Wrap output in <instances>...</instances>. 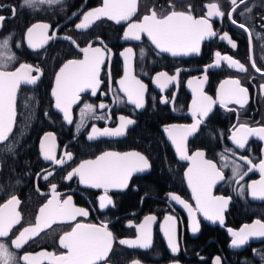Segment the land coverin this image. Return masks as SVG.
I'll return each instance as SVG.
<instances>
[{
  "label": "flooded vegetation",
  "instance_id": "obj_1",
  "mask_svg": "<svg viewBox=\"0 0 264 264\" xmlns=\"http://www.w3.org/2000/svg\"><path fill=\"white\" fill-rule=\"evenodd\" d=\"M173 2L175 10H190L194 18L206 16L207 5L216 3L224 15L210 19L213 30L220 35L227 33L236 47L232 48L227 40L221 41L218 37H213L202 42L201 54L198 56L172 57L170 54L159 53L145 34H142L141 41L123 38L128 23L139 22L143 15L151 14L152 10L158 15L167 14L170 11V0H138L137 13L131 21L116 24L102 19L86 30L75 29V24L81 21L84 12L101 6L102 0H62L54 6L36 5L35 8L23 6V0H0V16L5 17L0 26V44L4 38L10 37L8 48H0V51L14 53L19 58L10 66V70L18 67L19 63L26 62L34 67L38 66L42 71L36 85L21 84L18 89L13 132L7 141L0 144V203L11 195L20 200L18 211L22 219L13 233L18 234L25 226H34L39 207L46 202V198H50L49 181L37 177L52 171L54 174L49 179L51 183L58 185L57 191L62 198L71 195L76 206L89 210L88 217H78L71 223H55L46 228L18 250V255L38 254L41 251L66 254V250L59 246V239L76 222L95 223L99 226L107 221L114 236L110 264H131L133 259H138L141 264H173V261H179V264H212L216 256L221 257V264H264V259H261V254H264V237L251 236L245 245L233 248L230 247L232 237L228 232L229 228L238 231L246 224L252 225L257 219L264 223V201L251 198L247 187L252 181L259 180V172H249L239 184L231 179L233 161L242 170L247 169V165L239 159L240 156H249L255 164L264 159V141L251 137L246 148L239 150L227 139L233 125L244 123L252 127L264 126V92L259 89V85L264 84V77L251 66L254 60L264 70V0H243V3L237 0L238 7L233 6L231 0ZM11 7L16 8L14 16L9 11ZM233 7L235 12H232ZM246 8L251 11H245L241 15V11ZM230 14L237 24L231 22ZM36 23L49 24L48 35L55 32L56 38L49 40L43 48L32 50L27 47L25 34L27 28ZM239 23L245 24L248 31L237 26ZM65 35L74 37L80 47L89 43L93 47H103L100 44L102 40L110 49V54H106L102 65V84L97 94L91 95L90 90L81 93L79 102L72 108L71 125L54 108L51 97L55 74L63 63L83 58V54L74 45L63 39ZM18 43L23 46L16 47ZM127 47H131L134 53L133 75L146 85L145 107L142 109L127 102V97L118 84V80L123 77L124 68L121 52ZM141 49L143 57L140 55ZM217 50L243 64L247 71L241 73L235 67L228 68L223 61L220 67H209L204 92L216 99L219 84L223 80L238 78L241 85L248 89L249 99L243 108L236 104L228 105L234 111L217 104L206 124L201 125L200 130L188 139L189 155L202 150L205 158L216 163L218 168L228 163L229 166L223 170L228 182L218 183L213 194L232 197L224 212L223 224L205 221L197 214L200 231L193 234L187 210L169 198L170 193L178 194L195 206L184 175L190 161L179 160L174 146L169 143L162 129L171 124L193 122L190 116L192 89L188 87L187 81L203 78L204 69L215 64L214 54ZM109 69L111 80L108 76ZM161 71L169 75H175L179 71L178 81L161 90L155 83V76ZM162 98H168L169 103H161ZM101 103L106 107L101 109ZM85 104L93 105L94 114L86 113L81 116ZM121 115L136 121L127 127L124 136L99 137L92 141L87 139L93 125L101 130L105 127L115 128L120 123ZM95 116H103L105 119L98 120ZM47 132L56 136L57 159L67 152L72 153V159L63 168L44 161L39 152V141ZM18 133L30 134V142L19 143ZM13 145L14 151L9 152L8 148ZM226 148L232 151L225 153ZM105 151H139L149 159L151 171L134 175L126 190H110L114 206L110 205L106 210L100 211L98 197L103 194L102 190L85 187L76 177L72 181L61 177L65 171H71L81 162L95 159ZM221 153H224L226 159L221 158ZM37 184L40 192L36 190ZM241 187L244 189L242 195L238 194ZM137 188L138 191L134 190ZM147 215L157 218L152 226V246L144 250H131L119 245V239H134L136 236L135 229L127 227L128 223L139 224ZM167 215L176 218V240L180 251L175 256L168 248L161 228ZM12 238L10 235L6 239L10 243Z\"/></svg>",
  "mask_w": 264,
  "mask_h": 264
},
{
  "label": "snow or ice",
  "instance_id": "obj_2",
  "mask_svg": "<svg viewBox=\"0 0 264 264\" xmlns=\"http://www.w3.org/2000/svg\"><path fill=\"white\" fill-rule=\"evenodd\" d=\"M62 0H23V6L35 8L36 5L54 6L60 4ZM243 3V0H241ZM138 0H102L101 6L84 12L79 23L75 24V29H89L96 21L106 18L116 24L129 22L137 13ZM233 6H237V0H231ZM170 11L164 15H158L155 10L151 14L143 15L139 22L127 24L126 31L123 32L125 40L141 41L142 34H145L151 45L161 54H170L172 57H188L191 55H200L202 42L213 37H218L221 41L227 40L232 48L236 47L227 33L218 34L213 30L210 19L213 17H223L216 3L207 5V14L203 18H194L191 11L175 10L173 0H170ZM191 6L189 5V9ZM9 11L15 15L16 8L11 7ZM250 12V8L241 11ZM235 12V7L232 8ZM76 15V14H74ZM5 17L0 16V26ZM233 24L237 21L231 18ZM237 26L245 32L248 28L245 24L239 23ZM50 25L47 23H36L28 27L25 34L27 47L36 50L43 48L49 40L56 38V33L48 35ZM9 39L4 38L0 48L7 49ZM63 39L74 45L79 52L83 54L82 59H70L59 68L55 74V84L51 90V97L54 98V108L62 113V118L69 125L73 124L72 108L81 98V93L90 90L91 95L95 96L102 84L100 73L102 65L105 62L106 54H110V49L103 47H93L89 43L85 47H80L74 37L65 35ZM99 39V38H97ZM23 46L18 43L16 47ZM124 60L123 77L118 80L120 90L126 95L127 102L134 105L137 109L145 107L146 85L133 75L132 58L133 49L127 47L121 52ZM143 57L144 52L140 53ZM215 64H210L204 69L203 78H194L187 81L188 87L192 89L193 99L191 101L190 124H171L163 127V133L166 134L167 140L174 146L175 153L181 161H190V166L184 173L187 186L191 190L192 199L195 201L193 207L178 194H169L172 201L180 204L187 210L191 218V231L196 234L200 231V221L197 214L201 215L205 221L212 223L224 222V212L226 211L232 197L223 195H214L213 189L220 182H228L224 175V169L229 165L224 163L221 167L211 160L205 158V152L197 150L194 154L189 155L187 142L189 137L194 136L206 124L207 118L213 112L214 106L219 104L220 107L229 111L230 104L239 105L243 108L249 99V91L242 86L238 78H229L219 84L217 98L207 95L204 92V84L208 79L209 67H220L221 62H226L228 68H233L241 73L247 71L246 67L233 59L230 55H222L220 51H215ZM19 58L11 52L0 51V142L7 141L10 133L13 132L15 118L17 115V94L21 84L36 85L42 75L41 69L30 65L26 62L19 63L18 67L10 70V66L15 64ZM252 68L255 72L264 77V70L259 68L255 61H252ZM36 73V75H33ZM111 80V71H108ZM179 71L175 75H169L166 72H159L155 76V83L164 90L169 84L178 81ZM254 78V77H253ZM111 87V85H110ZM261 92H264V84L259 85ZM174 100V97H173ZM161 103H169L168 98H162ZM101 109L106 105L101 103ZM94 114V108L91 104H85L81 110V116L85 114ZM48 116V113H45ZM95 119H105L103 116H95ZM119 125L115 128L105 127L103 130L92 126L90 133L87 134L89 141L99 137H121L125 135L129 125L136 123L134 119L127 118L123 115L119 117ZM83 124V122H81ZM251 137L264 141V126L252 127L240 123L233 125L230 129V135L227 139L235 145V148L244 150ZM56 136L52 132H47L39 141V152L44 161H49L53 165L61 168L72 159V153L67 152L65 156L57 159ZM15 146L8 148V151H14ZM231 149H225L224 152H230ZM221 158L226 159L224 153ZM233 155L235 153L233 152ZM247 165L246 170H242L239 164L232 162L231 179L236 184L244 179L249 172L258 171L259 180L252 181L248 184L250 196L253 199L264 201V159L258 164L249 156H240ZM151 171V164L146 155L139 151H105L95 159H89L81 162L71 171H65L62 179L72 181L74 177L78 178L81 185L102 190L103 194L98 197V210L104 211L110 205L114 206L112 197L109 195L110 190L123 191L129 188L130 181L136 174H145ZM54 173L47 171L39 175L38 179L49 181L50 198L39 207L38 215L34 226H25L13 233V229L21 222V213L18 211L20 200L17 196L11 195L5 202L0 203V264H110V254L113 251L114 236L108 228V222L104 221L99 226L95 223L76 222L71 230L65 232L59 239V246L66 250V254H56L47 251H41L38 254L24 253L18 255V250L23 248L29 240L38 236L46 228H50L55 223H71L78 217H88L89 210L84 207H78L74 204L71 195L66 197L58 193V185L51 183L50 177ZM37 192H40L38 184ZM138 191L139 189H134ZM244 193L243 187L238 189V194ZM43 194V193H41ZM157 218L154 215H147L139 224L128 223L127 227L134 228L136 236L134 239H119L118 243L131 250H144L152 246V226ZM163 234L167 240L168 248L173 256L177 255L180 247L176 240V218L167 215L161 225ZM232 239L230 247L238 248L245 245L251 236L264 237V223L257 219L252 225H244L238 231L228 229ZM13 238L10 243L6 238ZM15 249L16 251H13ZM255 254V250H254ZM203 259V258H202ZM264 259V254H261ZM131 264H141L138 259H133ZM173 264H179V261H173ZM212 264H221V257L216 256Z\"/></svg>",
  "mask_w": 264,
  "mask_h": 264
},
{
  "label": "trees",
  "instance_id": "obj_3",
  "mask_svg": "<svg viewBox=\"0 0 264 264\" xmlns=\"http://www.w3.org/2000/svg\"><path fill=\"white\" fill-rule=\"evenodd\" d=\"M150 135V133H148ZM17 138L19 140V143H22L26 141V143L30 142V134L28 133H18Z\"/></svg>",
  "mask_w": 264,
  "mask_h": 264
},
{
  "label": "water",
  "instance_id": "obj_4",
  "mask_svg": "<svg viewBox=\"0 0 264 264\" xmlns=\"http://www.w3.org/2000/svg\"><path fill=\"white\" fill-rule=\"evenodd\" d=\"M104 19H106V18H104ZM102 20V19H101ZM122 23H124V22H121L120 24H122ZM131 63H132V68H133V62L131 61ZM54 84H55V81H54ZM54 84H53V87H54ZM24 85V84H23ZM192 97H193V93H192ZM53 100H54V98H52ZM191 109V108H190ZM10 135H11V133H10ZM9 135V136H10ZM1 143H3V142H0V144ZM169 143H171L170 141H169ZM186 178V177H185ZM187 181V180H186Z\"/></svg>",
  "mask_w": 264,
  "mask_h": 264
}]
</instances>
